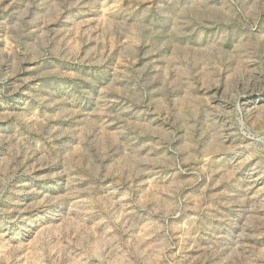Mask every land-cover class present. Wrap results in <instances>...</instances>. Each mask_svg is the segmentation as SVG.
I'll return each mask as SVG.
<instances>
[{
    "label": "rangeland",
    "instance_id": "obj_1",
    "mask_svg": "<svg viewBox=\"0 0 264 264\" xmlns=\"http://www.w3.org/2000/svg\"><path fill=\"white\" fill-rule=\"evenodd\" d=\"M0 264H264V0H0Z\"/></svg>",
    "mask_w": 264,
    "mask_h": 264
}]
</instances>
